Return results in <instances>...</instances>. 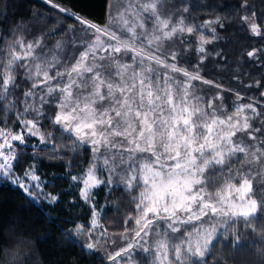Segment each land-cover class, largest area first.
<instances>
[{"label":"snow or ice","instance_id":"obj_1","mask_svg":"<svg viewBox=\"0 0 264 264\" xmlns=\"http://www.w3.org/2000/svg\"><path fill=\"white\" fill-rule=\"evenodd\" d=\"M47 3L80 27L0 35V175L33 196L41 185L24 181H40L35 164L23 179L16 173L22 146L35 139L59 159L89 153L71 180L91 218L72 235H86L88 250L103 243L109 264H129L137 252L144 264H221L214 250L229 229L264 235V92L248 97L201 73L205 45L218 36L198 30L215 34L224 22L186 23L188 5L174 0H106L104 24ZM240 8L236 23L264 39V13L248 0ZM102 185L131 199L119 233L101 223L94 189ZM240 245L237 230L230 246Z\"/></svg>","mask_w":264,"mask_h":264},{"label":"trees","instance_id":"obj_2","mask_svg":"<svg viewBox=\"0 0 264 264\" xmlns=\"http://www.w3.org/2000/svg\"><path fill=\"white\" fill-rule=\"evenodd\" d=\"M52 2L100 24L106 22V0ZM174 2L188 5L189 11L185 15L189 19L186 23L201 25L206 20L219 17L225 24L224 28L214 26L215 34L208 28L198 30L208 39L213 35L218 36V39L205 45L207 59L201 66V73L206 79L248 97L255 98L264 92V88L254 86L258 81L264 83V54L258 53L256 58H248L246 55L252 49H264V39L250 35L236 23L243 13L240 8L243 0ZM248 3L258 15L264 13V0H248ZM60 26L80 27L72 18L52 8L47 0H0V35L7 37L20 27L31 35H39L41 31L51 32ZM66 35H55L47 43L51 45L55 41H62ZM196 55L189 53L193 59ZM215 91L213 88L212 92ZM224 96L226 100L234 98L227 91ZM9 116L10 124L11 114ZM3 119L4 115L0 113V120ZM44 130L54 131L51 125H46ZM33 141V145L22 146L16 173L20 174L34 163L36 174L43 181L44 194L56 196L57 200L47 202L38 197L34 201L18 186L11 184L8 177L0 179V264H107L98 252L99 247L94 250L83 247L87 242L86 235H72L75 224L88 222L90 206L80 199L77 190L71 185L70 176L87 165L90 154L81 149L78 153H68L63 159L53 158L50 146L38 145L36 140ZM69 160L73 163L70 164ZM94 192L98 209L102 210L101 223L108 228L109 233H119L123 229L124 218L133 211L130 197L118 186L110 190L108 186L102 185L94 189ZM259 225L264 226V218H261ZM237 230L241 245L233 248L230 241L235 239ZM261 250H264V235L238 226V229H229V234L216 244L214 255L221 258V264H261ZM209 264L216 262L209 258Z\"/></svg>","mask_w":264,"mask_h":264},{"label":"rangeland","instance_id":"obj_3","mask_svg":"<svg viewBox=\"0 0 264 264\" xmlns=\"http://www.w3.org/2000/svg\"><path fill=\"white\" fill-rule=\"evenodd\" d=\"M66 39V38H65ZM64 39V40H65ZM64 40H62V41H64ZM52 45V44H51ZM50 45V46H51ZM11 124V123H10ZM9 124V125H10ZM45 131V130H44ZM46 132H49L48 130H46ZM35 140V139H34ZM33 140L29 143L30 145H33ZM36 143L38 144V145H41V144H39V142L38 141H36ZM30 167V166H29ZM29 167H26L20 174H18L19 176H20V178L21 179H23V173H24V171L26 170V169H28ZM85 167H87V165L85 166ZM84 167V168H85ZM80 171H78V172H75V173H73V174H71V175H75V174H77V173H79ZM1 178H5L4 176H2V175H0V179ZM9 180H10V182H11V184H13V185H16V186H18L16 183H14L13 181H12V179L11 178H9ZM70 181H71V185H72V187L73 188H75L76 190H77V192H78V188L76 187V185H75V183L71 180V176H70ZM26 184H28L29 186H31V185H34V184H36V183H39L40 185H41V188H39V189H37V188H32V187H30V190L32 191V193H33V196H29L27 193H25L24 192V190L22 189V188H20L19 186V188L22 190V192L27 196V197H29V198H31L32 200H34V201H37V198L38 197H42L43 199H45L47 202H49V199H48V195L47 194H44V192H43V187H42V183H43V181H42V179L40 178V181H28V180H25L24 181ZM53 196V195H52ZM35 197V198H34ZM91 218V208H90V217H89V219ZM87 237V236H86ZM97 247H99V249L98 250H100V251H98L99 253H100V255L103 257V259H104V261L107 263V264H109V262H108V260H107V251L105 250V246H104V244L103 243H98L97 244ZM87 249V248H86ZM88 250V249H87ZM144 261H145V257L143 256V254H141V253H139V252H137V253H135V259L133 260V261H130L129 262V264H137V262H139V264H144Z\"/></svg>","mask_w":264,"mask_h":264}]
</instances>
